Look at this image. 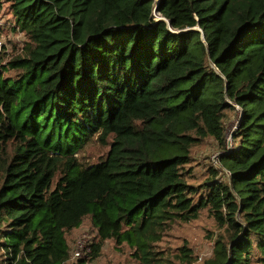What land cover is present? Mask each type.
Here are the masks:
<instances>
[{"label": "trees", "instance_id": "obj_1", "mask_svg": "<svg viewBox=\"0 0 264 264\" xmlns=\"http://www.w3.org/2000/svg\"><path fill=\"white\" fill-rule=\"evenodd\" d=\"M6 1L26 41L0 62V264H66L87 217L92 261L111 239L176 264L158 242L203 211L200 264H264V0ZM208 139L220 166L196 184ZM94 141L110 149L84 163Z\"/></svg>", "mask_w": 264, "mask_h": 264}, {"label": "rangeland", "instance_id": "obj_2", "mask_svg": "<svg viewBox=\"0 0 264 264\" xmlns=\"http://www.w3.org/2000/svg\"><path fill=\"white\" fill-rule=\"evenodd\" d=\"M25 41L26 35L17 25L9 2L3 1L0 4V62L6 64L12 57L20 55ZM6 71L5 75L15 72L14 70ZM237 116V112H232L226 121L228 148L232 143V130L236 125ZM109 149V144L102 145L98 141H94L81 152L80 157L84 163H95L104 158ZM219 151L220 149L213 139H208L206 143L194 148L192 182L198 184L205 179L208 168L211 166L212 157ZM218 233L219 228L216 221L207 211H203L201 217L195 221L174 223L163 235V239L158 242V249L169 255L176 264H182L177 255L180 254V248L187 244L196 256V264H200L205 258L211 256ZM84 234L87 237L81 245L82 249L86 250L89 244L97 240L89 217L80 227L67 233L71 258L66 264H73L77 261L74 251L79 247V242ZM87 264H137V262L128 246H119L114 240L109 239L105 240L100 256L95 261L88 257Z\"/></svg>", "mask_w": 264, "mask_h": 264}, {"label": "built area", "instance_id": "obj_3", "mask_svg": "<svg viewBox=\"0 0 264 264\" xmlns=\"http://www.w3.org/2000/svg\"><path fill=\"white\" fill-rule=\"evenodd\" d=\"M232 143H233V142H232ZM232 143H230L231 146H232ZM231 146H230V147H231ZM212 162H213L216 166H220V153H219V152L213 155V157H212ZM225 171H226V170H225ZM226 173H227L228 175H230V173H229L228 171H226ZM85 237H87L86 234H84V235L82 236V239H81V241L79 242V247L74 251V252H75V253H74V257H75L76 259L83 258L84 256L88 258V257L90 256L91 252H92V245H91V244L88 245V248H87L86 250L82 249V245H81V243L84 241ZM85 257H84V258H85Z\"/></svg>", "mask_w": 264, "mask_h": 264}, {"label": "water", "instance_id": "obj_4", "mask_svg": "<svg viewBox=\"0 0 264 264\" xmlns=\"http://www.w3.org/2000/svg\"><path fill=\"white\" fill-rule=\"evenodd\" d=\"M161 17H158V19H160Z\"/></svg>", "mask_w": 264, "mask_h": 264}]
</instances>
